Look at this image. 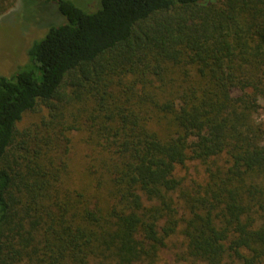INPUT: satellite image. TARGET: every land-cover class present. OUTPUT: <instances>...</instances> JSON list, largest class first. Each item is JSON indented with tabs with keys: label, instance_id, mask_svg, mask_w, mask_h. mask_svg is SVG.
<instances>
[{
	"label": "trees",
	"instance_id": "16d2710c",
	"mask_svg": "<svg viewBox=\"0 0 264 264\" xmlns=\"http://www.w3.org/2000/svg\"><path fill=\"white\" fill-rule=\"evenodd\" d=\"M46 1L0 73V264H264V0Z\"/></svg>",
	"mask_w": 264,
	"mask_h": 264
},
{
	"label": "rangeland",
	"instance_id": "374dc122",
	"mask_svg": "<svg viewBox=\"0 0 264 264\" xmlns=\"http://www.w3.org/2000/svg\"><path fill=\"white\" fill-rule=\"evenodd\" d=\"M75 4L94 12L100 7V0H72ZM98 7L92 9L94 6ZM94 7V8H95ZM65 18L58 12L54 2L46 0H3L0 10V73L10 74L23 65L27 60V50L30 45L42 39L50 26L62 23ZM42 37V38H41ZM261 109L257 119L264 122V97L260 100ZM44 113L46 110L44 109ZM39 114L33 113L25 123L37 120ZM71 157L70 166L73 174L83 170L84 156L87 149L84 143L83 132H70Z\"/></svg>",
	"mask_w": 264,
	"mask_h": 264
}]
</instances>
